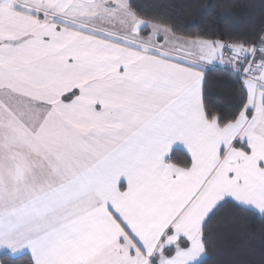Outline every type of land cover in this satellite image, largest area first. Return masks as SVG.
<instances>
[{
    "label": "snow or ice",
    "instance_id": "obj_1",
    "mask_svg": "<svg viewBox=\"0 0 264 264\" xmlns=\"http://www.w3.org/2000/svg\"><path fill=\"white\" fill-rule=\"evenodd\" d=\"M168 7L0 0V264H264V0Z\"/></svg>",
    "mask_w": 264,
    "mask_h": 264
},
{
    "label": "trees",
    "instance_id": "obj_2",
    "mask_svg": "<svg viewBox=\"0 0 264 264\" xmlns=\"http://www.w3.org/2000/svg\"><path fill=\"white\" fill-rule=\"evenodd\" d=\"M145 5H168L164 9L173 16L181 29L191 33H207L220 38L221 35L242 34L250 30L259 22L258 6L260 0H138ZM194 3V9L185 14L184 5ZM248 6V7H246ZM209 93L212 97L227 99L232 86L220 73H213L209 77ZM231 253L225 249L224 257Z\"/></svg>",
    "mask_w": 264,
    "mask_h": 264
}]
</instances>
